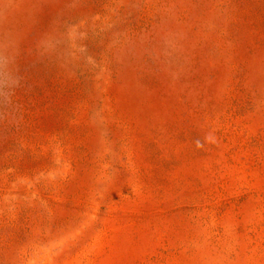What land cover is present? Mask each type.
<instances>
[{
	"label": "rangeland",
	"instance_id": "1",
	"mask_svg": "<svg viewBox=\"0 0 264 264\" xmlns=\"http://www.w3.org/2000/svg\"><path fill=\"white\" fill-rule=\"evenodd\" d=\"M0 264H264V0H0Z\"/></svg>",
	"mask_w": 264,
	"mask_h": 264
}]
</instances>
